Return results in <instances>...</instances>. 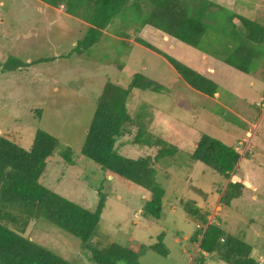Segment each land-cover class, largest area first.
<instances>
[{"label": "rangeland", "instance_id": "rangeland-1", "mask_svg": "<svg viewBox=\"0 0 264 264\" xmlns=\"http://www.w3.org/2000/svg\"><path fill=\"white\" fill-rule=\"evenodd\" d=\"M212 1L219 5L218 12L223 8L264 23V0ZM223 22L220 17L213 19L214 38ZM88 26L68 14L65 6L54 7L41 0H0V137L6 136L25 149L32 147L40 129L59 139L61 145L48 159L40 182L92 211L103 191L106 206L94 245L140 247V264H193L200 244L193 242L192 236L201 225L183 203L194 201L209 222L251 244L253 256L264 264V66L247 74L160 30L143 28L140 36L145 40L219 84V96L210 97L189 86L162 55L135 42L134 27L124 26L121 16L104 30L98 44L82 54L72 53ZM12 57L24 65L4 71L2 63ZM45 57L51 59L39 61ZM136 73L157 80L164 89L134 88L129 100L132 116L147 105L150 132L180 149L156 166L166 191L160 219L143 214L150 191L129 179L105 175L82 154L106 82L128 87ZM203 134L234 146L240 160L244 159L240 171L237 165L227 178L203 162L192 161L188 154ZM117 146L122 155L135 159L157 153L156 148L136 144L132 135L119 139ZM67 147L72 150V163L63 157ZM241 172L251 186L244 183ZM231 181H241L249 189L226 206L222 196ZM12 209H2L0 223L72 264H96L80 238L44 216L21 219ZM12 216L27 221L26 227L9 221ZM161 234L168 255L150 249ZM206 264L228 263L211 254Z\"/></svg>", "mask_w": 264, "mask_h": 264}, {"label": "trees", "instance_id": "trees-1", "mask_svg": "<svg viewBox=\"0 0 264 264\" xmlns=\"http://www.w3.org/2000/svg\"><path fill=\"white\" fill-rule=\"evenodd\" d=\"M54 7L65 6L66 12L86 21L89 26L78 40L72 53L82 54L98 44L115 19L121 16L124 26L135 30V42L162 55L173 66L180 77L193 89L215 97L219 84L188 66L177 58L157 48L140 32L145 27L160 30L168 36L212 54L226 64L247 74L255 73L264 66V23L235 11H219V5L212 0H41ZM217 9L213 10L212 7ZM218 12V13H216ZM217 17L224 21L215 38L212 21ZM236 19L240 23L236 22ZM127 27V28H128ZM130 36L128 32L120 33ZM50 57L40 59L49 61ZM24 62L12 57L2 63L4 71L17 70ZM164 89L157 80L136 73L131 84L123 87L108 80L97 99V107L87 131L82 154L97 163L107 176H120L150 191L151 199L143 207L147 217L160 219L163 212L165 189L158 180V163H165L180 149L165 138L151 133L148 128L150 112L147 105L140 107L138 115L132 116L129 100L132 90ZM126 135L143 147L156 148L155 156L146 155L137 159L122 155L117 142ZM59 139L45 130H38L30 149L21 147L6 136L0 137V213L5 208L25 217L44 216L54 225L80 238L92 252L96 264H140V247H124L110 243L103 247L94 245L93 239L99 234L106 198L100 190V200L92 211L52 191L40 182L48 159L60 147ZM192 161L203 162L221 175L230 178L238 165L241 155L234 146L203 134L191 153ZM63 157L73 162L72 150L67 147ZM247 186L241 181H231L223 193L222 203L231 206L240 198ZM188 214L199 221L201 227L192 236L200 244L199 254L193 264H206L207 255L214 254L228 264H260L253 256V246L244 238L225 230L219 224L209 222L194 201H184ZM27 216V217H26ZM29 217V218H28ZM9 221H27L15 216ZM19 220V221H17ZM23 227V228H24ZM23 232V230H20ZM164 234L150 249L168 255L164 245ZM0 264H72L49 248L33 241L22 233L0 223Z\"/></svg>", "mask_w": 264, "mask_h": 264}, {"label": "crops", "instance_id": "crops-1", "mask_svg": "<svg viewBox=\"0 0 264 264\" xmlns=\"http://www.w3.org/2000/svg\"><path fill=\"white\" fill-rule=\"evenodd\" d=\"M209 72L212 73V74H215V73H214L215 71L213 72V70H212L211 68H210V71H209ZM216 95H217V97H218V96H219V93L216 94ZM261 116H262V119H263V117H264V110L262 111ZM261 116H260V117H261ZM262 119H261V120H262ZM260 122H261V121H260ZM243 160H244V159L242 158V159L240 160V162L238 163V167H237L238 171H240V169H241V166H242V164H243ZM245 166H246V165H245ZM245 166H244V168H246ZM243 174H244V172H241V174H239V175L242 177V179H245V182H244V183H246V184H248V185L251 186V183L249 182L248 177H247V178H246V176L244 177L245 174H244V175H243ZM236 175H237V174H236ZM240 176H236V177H238V178L240 179V178H241ZM247 176H248V175H247ZM246 184H245V185H246ZM247 188H248V187H247ZM248 189H249V188H248ZM254 257H256V256H254ZM256 258H257V257H256ZM262 258H263V257H262ZM263 259H264V258H263ZM260 264H261V263H260Z\"/></svg>", "mask_w": 264, "mask_h": 264}]
</instances>
